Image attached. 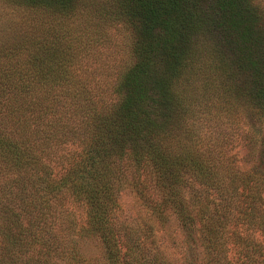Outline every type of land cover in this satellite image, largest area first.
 Returning <instances> with one entry per match:
<instances>
[{
	"label": "trees",
	"instance_id": "obj_1",
	"mask_svg": "<svg viewBox=\"0 0 264 264\" xmlns=\"http://www.w3.org/2000/svg\"><path fill=\"white\" fill-rule=\"evenodd\" d=\"M2 3L0 264H88L83 235L106 264H264L257 0Z\"/></svg>",
	"mask_w": 264,
	"mask_h": 264
},
{
	"label": "rangeland",
	"instance_id": "obj_2",
	"mask_svg": "<svg viewBox=\"0 0 264 264\" xmlns=\"http://www.w3.org/2000/svg\"><path fill=\"white\" fill-rule=\"evenodd\" d=\"M258 5L264 10V0H257ZM2 0H0V36H2V24L5 18L2 14L3 9ZM119 37V36H118ZM1 38V37H0ZM238 156L240 163L244 166H255L261 160L264 161V147L259 143L244 142L238 146ZM120 218H127L131 220L134 216L133 206L137 203V196L131 189L124 190L120 195ZM165 233L175 235L176 241H183L185 249L189 256H193L195 249V236H187L181 225L177 223L175 217L167 212V218L162 224ZM78 249L88 264H106L103 248L95 235H83L77 239Z\"/></svg>",
	"mask_w": 264,
	"mask_h": 264
}]
</instances>
